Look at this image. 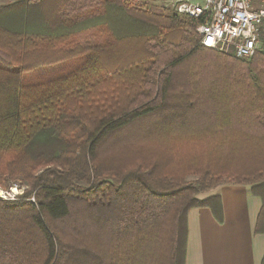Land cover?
I'll return each mask as SVG.
<instances>
[{"label":"trees","instance_id":"trees-1","mask_svg":"<svg viewBox=\"0 0 264 264\" xmlns=\"http://www.w3.org/2000/svg\"><path fill=\"white\" fill-rule=\"evenodd\" d=\"M162 9L0 5V187L25 186L0 196V264H184L222 183L250 185L264 233V28L239 58Z\"/></svg>","mask_w":264,"mask_h":264},{"label":"crops","instance_id":"crops-1","mask_svg":"<svg viewBox=\"0 0 264 264\" xmlns=\"http://www.w3.org/2000/svg\"><path fill=\"white\" fill-rule=\"evenodd\" d=\"M12 1L15 0H0V5ZM171 1L176 5L178 0ZM262 45L259 40L258 48ZM210 195L220 197L223 220L218 222L206 206L188 210L184 264H261L264 233L254 231L260 198L251 193L250 185L231 183L198 197Z\"/></svg>","mask_w":264,"mask_h":264},{"label":"built area","instance_id":"built-area-1","mask_svg":"<svg viewBox=\"0 0 264 264\" xmlns=\"http://www.w3.org/2000/svg\"><path fill=\"white\" fill-rule=\"evenodd\" d=\"M178 13L201 19L195 27L199 44L218 52L250 57L264 24V0H178ZM12 198L14 191L1 194Z\"/></svg>","mask_w":264,"mask_h":264},{"label":"rangeland","instance_id":"rangeland-1","mask_svg":"<svg viewBox=\"0 0 264 264\" xmlns=\"http://www.w3.org/2000/svg\"><path fill=\"white\" fill-rule=\"evenodd\" d=\"M199 2H201L202 0H197ZM135 2L147 9H150L154 12H160L162 11L164 7L170 8V7H174L175 6V2L171 1V0H135ZM225 183H222L220 185H223ZM25 188V186H21L20 184L17 183H13V185L11 187H9L8 189H3L2 187H0V196L2 197V193L6 195V192H11L14 191L15 195L22 192V189ZM16 189V190H14ZM14 195V196H15ZM4 198V197H2ZM9 198V197H7ZM13 198V197H12Z\"/></svg>","mask_w":264,"mask_h":264},{"label":"bare ground","instance_id":"bare-ground-1","mask_svg":"<svg viewBox=\"0 0 264 264\" xmlns=\"http://www.w3.org/2000/svg\"><path fill=\"white\" fill-rule=\"evenodd\" d=\"M14 190H16V189H14Z\"/></svg>","mask_w":264,"mask_h":264}]
</instances>
